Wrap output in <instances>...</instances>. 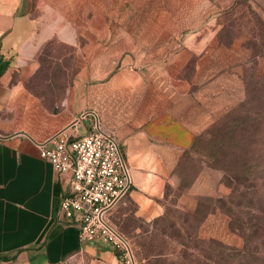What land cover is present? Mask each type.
<instances>
[{
  "label": "rangeland",
  "instance_id": "obj_1",
  "mask_svg": "<svg viewBox=\"0 0 264 264\" xmlns=\"http://www.w3.org/2000/svg\"><path fill=\"white\" fill-rule=\"evenodd\" d=\"M26 10L30 34L43 41L26 88L54 112L100 43L102 79L85 85L124 73L146 89L203 97L213 111L202 135L154 161L157 184L140 188L160 215H140L127 194L108 221L135 264H235L229 249L245 242L230 215L244 228L264 218V0H27Z\"/></svg>",
  "mask_w": 264,
  "mask_h": 264
},
{
  "label": "crops",
  "instance_id": "obj_2",
  "mask_svg": "<svg viewBox=\"0 0 264 264\" xmlns=\"http://www.w3.org/2000/svg\"><path fill=\"white\" fill-rule=\"evenodd\" d=\"M26 9L27 0H0V67L8 65L0 74V264H127L111 245L85 241L77 226L60 222L70 174L56 173L38 144L62 131L86 136L98 126L118 145L139 214L155 218L160 211L140 192L157 184L151 171L161 170L154 161L190 148L213 110L185 89L166 91L164 77H152L165 85L162 91L140 87L139 78L124 73L85 85L88 76L102 79L100 43L98 57L82 62L80 80L54 112L26 88L43 43L30 34ZM224 96L215 103H228Z\"/></svg>",
  "mask_w": 264,
  "mask_h": 264
},
{
  "label": "built area",
  "instance_id": "obj_3",
  "mask_svg": "<svg viewBox=\"0 0 264 264\" xmlns=\"http://www.w3.org/2000/svg\"><path fill=\"white\" fill-rule=\"evenodd\" d=\"M38 149L56 173L70 174L68 193L60 204V222L77 226L85 241L111 245L127 264H135L129 244L108 221L131 189L115 140L94 125L82 137L62 131L38 144Z\"/></svg>",
  "mask_w": 264,
  "mask_h": 264
},
{
  "label": "trees",
  "instance_id": "obj_4",
  "mask_svg": "<svg viewBox=\"0 0 264 264\" xmlns=\"http://www.w3.org/2000/svg\"><path fill=\"white\" fill-rule=\"evenodd\" d=\"M8 65L4 64L0 67V74H2L6 69ZM253 90V89H252ZM255 91V90H253ZM254 93V92H252ZM250 97H253V94H251V90L249 92ZM248 94V95H249ZM246 103H249L246 101ZM245 108V106H241L240 110ZM253 130V126H250ZM231 216V222L230 227L240 233L242 238L244 239V247L242 249H229V255L233 256L234 258H237L238 260L235 261V264H250L253 262L252 259H255L254 261H261L264 263V254L262 251L254 252V246H258V244L263 245L264 247V218L263 219H256L254 223L250 227H243L239 220H237L235 217ZM220 248H222V251L228 252L226 248L222 247L221 245H218Z\"/></svg>",
  "mask_w": 264,
  "mask_h": 264
}]
</instances>
